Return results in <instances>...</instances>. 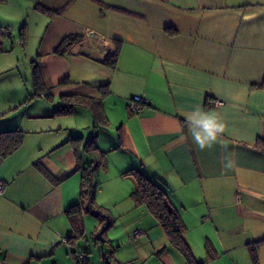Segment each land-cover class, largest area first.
<instances>
[{
  "label": "crops",
  "instance_id": "0c3cea01",
  "mask_svg": "<svg viewBox=\"0 0 264 264\" xmlns=\"http://www.w3.org/2000/svg\"><path fill=\"white\" fill-rule=\"evenodd\" d=\"M3 4L13 23L29 19L32 10L49 18L41 48L51 56L60 104L63 94L101 98L108 125L117 127L109 142L99 144V133L96 138L106 171L114 166L132 190L134 178L123 174L131 168L156 180L182 217L197 260L264 264V243L256 247V260L251 251L264 237V151L256 146L264 139V0H3L0 14ZM37 4L60 12L44 14ZM69 34H81L82 41L67 54L50 53ZM116 48L115 66L105 65L106 53ZM134 95L143 102L138 113L128 108ZM207 98L222 104L208 105ZM196 105L225 123L221 140L204 151L187 134L185 113ZM26 131L33 135L0 156L6 183L0 264H75L78 240H63L71 231L65 211L80 201L81 170L69 137L81 136L83 146L84 136L53 135L54 128ZM226 156L234 161L227 171ZM124 197L125 211L139 219L146 214L157 261L187 264L149 211ZM96 204L106 209L103 201Z\"/></svg>",
  "mask_w": 264,
  "mask_h": 264
},
{
  "label": "rangeland",
  "instance_id": "374dc122",
  "mask_svg": "<svg viewBox=\"0 0 264 264\" xmlns=\"http://www.w3.org/2000/svg\"><path fill=\"white\" fill-rule=\"evenodd\" d=\"M8 13L7 4L1 5L0 22H5L13 35H0L3 47L0 52V131L14 128L23 131L54 128L56 134L53 135H65L67 138L69 134H80L87 142L92 135L97 138L99 133V144L104 143L105 138L109 142L110 133H116L117 127L95 123L91 112L82 106L74 107V116L53 115L60 104L59 83L56 72L48 63L51 56L41 48V45L48 41L47 33L51 28L49 18L32 10L30 18H24L18 24L5 17ZM0 26L3 25L0 23ZM20 37L21 40H18ZM113 115L117 116L115 113ZM29 134L33 135L31 132H25L26 136ZM96 143L98 144L97 139ZM74 146L82 166H91L89 179L95 202L103 201L109 215V219L102 222L92 213L83 211L81 223L84 231L83 235L77 237L76 248L87 253L89 264H108L109 261L131 264V260L135 261L133 264H160L155 255L158 250L155 249L157 240L153 241L146 214L139 219V214L132 210L125 211L128 199L124 196L133 191L130 182L118 176L114 166L108 171L100 164L95 168L97 161L94 154L84 151L78 141H74ZM108 222L110 226L105 229ZM102 229L105 230L101 239L98 233ZM136 230L143 231V234L134 237ZM104 256L107 258L103 259ZM58 264H62V261H58Z\"/></svg>",
  "mask_w": 264,
  "mask_h": 264
},
{
  "label": "trees",
  "instance_id": "16d2710c",
  "mask_svg": "<svg viewBox=\"0 0 264 264\" xmlns=\"http://www.w3.org/2000/svg\"><path fill=\"white\" fill-rule=\"evenodd\" d=\"M3 1V0H0ZM36 10L47 14L54 15L59 13L60 11H55L52 9H48L42 5L37 4L35 6ZM8 28V27H5ZM11 30V29H10ZM12 35V30H11ZM6 36V37H11ZM22 35V33H21ZM21 40V37L18 38ZM82 41L81 34H69L62 38V40L58 43V45L53 50L54 53L59 55H64L69 53L73 46L80 43ZM3 51L2 43L0 42V52ZM118 58V48L113 50L112 52L106 53L102 62L105 65L110 67H114ZM65 81V79H63ZM62 103L58 105L57 109L54 111V115H68L74 111L75 106H82L88 108L94 118V122H101L103 125L108 124V119L104 113L102 107L101 98H95L84 95L77 94H63L61 95ZM95 126V125H94ZM96 127V126H95ZM25 132L19 128H14L10 130L0 131V156L6 157L18 147H20L24 141ZM82 140L81 136L71 135L69 137V142L74 146V141ZM256 146L264 151V139H258L256 142ZM83 149L86 152H90L94 154V159L97 161L95 164V168L100 164L104 169L107 167L106 157L103 151H101L96 143V135H92V137L84 142ZM74 152L77 158L78 167L81 170V183H80V201L66 209L65 215L69 220L71 231L66 237V242L73 243L77 240V237L83 235L81 216L83 210L90 211L96 217L99 218L100 221L108 220L109 215L107 210L102 208L101 206L95 203L94 193L90 187H92L89 174L91 166L89 168L83 167L80 162L79 155L77 150ZM38 169L45 174L47 177H50L51 174L47 171L42 165L38 162L34 163ZM123 174L131 175L135 181V189L130 193L132 200L136 206H144L149 213L156 219L160 227L162 228L165 236L169 240L170 244L175 246L184 256L187 261V264H205V261H199L194 257L191 248L184 238V233L186 231V225L182 220L178 210L171 204L166 191L163 187L156 181L153 180L137 169L131 168ZM87 203L86 206L83 204ZM110 226L109 222L105 229ZM264 243V237L258 239L254 245L251 247L252 257L256 260V247ZM107 258L104 256V259ZM25 264H30L29 262ZM88 264V262H87ZM108 264H113L110 261Z\"/></svg>",
  "mask_w": 264,
  "mask_h": 264
},
{
  "label": "clouds",
  "instance_id": "9594fccd",
  "mask_svg": "<svg viewBox=\"0 0 264 264\" xmlns=\"http://www.w3.org/2000/svg\"><path fill=\"white\" fill-rule=\"evenodd\" d=\"M185 117L187 134L199 150L211 149L221 140L225 132V123L217 112L196 105L193 110L185 113ZM181 138H184L183 135ZM233 167L234 161L226 156L223 168L227 171Z\"/></svg>",
  "mask_w": 264,
  "mask_h": 264
},
{
  "label": "built area",
  "instance_id": "2783aa9c",
  "mask_svg": "<svg viewBox=\"0 0 264 264\" xmlns=\"http://www.w3.org/2000/svg\"><path fill=\"white\" fill-rule=\"evenodd\" d=\"M0 34L4 36H10L11 30L9 28L0 27ZM95 50L96 52H99V48H95ZM206 104L216 106V105L222 104V101L219 99L207 98ZM142 106H143V102L140 96L134 95L129 100L128 108L132 112H136V113L140 112V110L142 109ZM5 186H6V183L3 180H0V194L4 192ZM141 234H143V231L136 230L134 231L133 236L138 237ZM63 240L66 241V237H63ZM74 257H75V264H87L88 262L87 253L83 250L74 251Z\"/></svg>",
  "mask_w": 264,
  "mask_h": 264
},
{
  "label": "water",
  "instance_id": "95a60500",
  "mask_svg": "<svg viewBox=\"0 0 264 264\" xmlns=\"http://www.w3.org/2000/svg\"><path fill=\"white\" fill-rule=\"evenodd\" d=\"M104 231V229H102L101 231H99V233H98V237H100L101 238V236H102V232ZM102 239V238H101Z\"/></svg>",
  "mask_w": 264,
  "mask_h": 264
}]
</instances>
